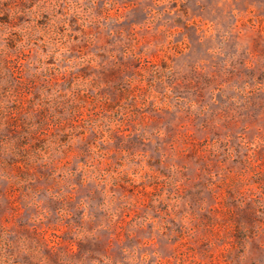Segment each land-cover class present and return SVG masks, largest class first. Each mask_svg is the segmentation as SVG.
<instances>
[{"label":"rangeland","instance_id":"374dc122","mask_svg":"<svg viewBox=\"0 0 264 264\" xmlns=\"http://www.w3.org/2000/svg\"><path fill=\"white\" fill-rule=\"evenodd\" d=\"M0 264H264V0H0Z\"/></svg>","mask_w":264,"mask_h":264}]
</instances>
